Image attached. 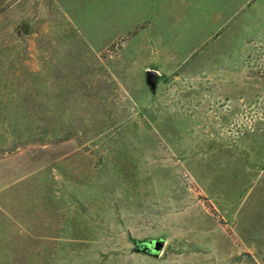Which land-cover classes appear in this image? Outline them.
Segmentation results:
<instances>
[{"label":"rangeland","instance_id":"374dc122","mask_svg":"<svg viewBox=\"0 0 264 264\" xmlns=\"http://www.w3.org/2000/svg\"><path fill=\"white\" fill-rule=\"evenodd\" d=\"M0 264H264V0H0Z\"/></svg>","mask_w":264,"mask_h":264},{"label":"water","instance_id":"95a60500","mask_svg":"<svg viewBox=\"0 0 264 264\" xmlns=\"http://www.w3.org/2000/svg\"><path fill=\"white\" fill-rule=\"evenodd\" d=\"M158 78V73L154 70H148L145 74V81L146 84L149 86L151 91H154L156 87V82ZM145 247L147 250H149L152 253H160L165 245L164 240H151L148 242H145Z\"/></svg>","mask_w":264,"mask_h":264}]
</instances>
